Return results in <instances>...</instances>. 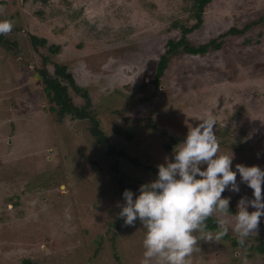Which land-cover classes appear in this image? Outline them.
Segmentation results:
<instances>
[{"label": "rangeland", "instance_id": "rangeland-1", "mask_svg": "<svg viewBox=\"0 0 264 264\" xmlns=\"http://www.w3.org/2000/svg\"><path fill=\"white\" fill-rule=\"evenodd\" d=\"M190 6L191 0H0V20H11L16 28L6 33L16 44L0 46V264H141L143 259L145 229L139 220L115 227L119 197L105 173L115 166L143 181L144 170L127 158L106 157L86 134L87 120L58 122L48 112L36 72L40 54L67 66L91 98L89 112L104 136L143 166L157 168L171 160L174 148L164 146L185 137L190 125L211 112L214 130L236 127L234 138L219 143L218 153L234 154L232 170L237 164L264 169V24L226 37L218 51L171 57L156 93L167 99L145 98L153 86L142 85L154 78L165 43L180 37L172 24L195 22ZM263 16L264 0H213L188 39L207 43ZM124 28H132L128 41ZM29 34L47 45L36 52ZM134 35L145 40L141 51L126 45ZM50 45L59 47L57 54L47 50ZM45 67L53 73L52 64ZM69 95L76 106L84 105L72 89ZM237 183L239 192L222 193L235 206L241 197L253 198L239 174ZM226 235L238 238L231 225ZM255 236L264 240V234L255 231ZM244 260L264 264V255L234 248L223 237L198 239L191 254V264Z\"/></svg>", "mask_w": 264, "mask_h": 264}, {"label": "clouds", "instance_id": "clouds-1", "mask_svg": "<svg viewBox=\"0 0 264 264\" xmlns=\"http://www.w3.org/2000/svg\"><path fill=\"white\" fill-rule=\"evenodd\" d=\"M12 28L11 20H0V34ZM216 122L209 112L198 124L190 125L174 147L172 159L157 165L155 179L141 184L138 194L129 189L122 192L124 203L118 216L129 226L139 220L145 229L141 264H191L198 239L219 240L231 225L243 244L264 217V169L237 164L233 171L234 154H218ZM237 174L252 189L253 198L241 197L233 213L229 211L230 197H222V193L240 191ZM249 206L255 210L249 212ZM213 216L218 226L215 233L207 230L206 223Z\"/></svg>", "mask_w": 264, "mask_h": 264}, {"label": "trees", "instance_id": "trees-1", "mask_svg": "<svg viewBox=\"0 0 264 264\" xmlns=\"http://www.w3.org/2000/svg\"><path fill=\"white\" fill-rule=\"evenodd\" d=\"M36 1V0H35ZM46 1V0H42ZM213 0H191V6L190 8V16L192 19L195 20L194 24L190 27L182 26L180 22H174L172 24V28L174 29H180L181 34L180 37L177 39V37L173 36L167 40L164 46L163 53L159 56V60L156 64V73L153 79H151L148 83H144L142 87H147L152 84L153 86V94L150 97H145L146 99H150L151 97L161 96L163 97L164 93H157V90H159V81L161 80L165 70L168 67V63L171 57L173 56H180L181 54H186L189 56H197V55H204L207 52L211 50L218 51L221 49L223 45V40L228 36H240L244 34L245 31L248 29H251L254 26L262 25L264 24V16L260 17L257 21H254L250 24H246L245 28L239 29L236 26L230 27L226 32L223 34H220L217 38L211 39L207 43L202 44H193L189 41L188 36L192 32L198 30L201 25L203 24V14L205 8L212 3ZM79 13V12H78ZM16 29L14 26L10 32H13V30ZM122 30V35L125 39L123 41H128L129 35L132 34V28L126 30ZM29 43L32 46V48L38 52V47H45L47 45V41L44 38H39L36 35L29 34ZM133 37L132 42H128L127 44H131L132 46H136L137 49H141L143 46V43H145V40H136L135 35L131 36ZM16 41H10L7 34H0V46L4 48H11L12 45H15ZM146 44V43H145ZM58 46L56 45H50L48 46L47 50L51 52V54L55 55L58 52ZM141 51V50H140ZM41 61L38 64V68L36 69L37 74H39L41 78V83L43 84V91L45 94V97L48 101V112H51L56 115L57 121L60 122L65 117H69L72 121H80L83 123H86V120L90 123L88 126V130L85 131L88 137L99 147L103 148L105 150L104 154L106 157H108L111 161L114 162V159L116 157L117 160L119 158H127L132 165L136 167H140L144 170V174L147 177L146 180H140L136 179L134 177L128 176L125 173H120L115 170V166L111 167V170L106 172V176H109L112 182L111 184L115 186V191L117 193L116 196H118V203L116 208V218L114 219V224L117 229H120V225L124 223L123 218L118 216V213L120 211V208L123 206V197L122 192L125 189H129L133 191L134 194H138V188L141 184L148 183L155 179L157 168L155 167H149V166H143L136 158H130L125 154L124 150H116L113 145H111L110 140L106 138L103 134L102 129L100 128L98 120L89 112V108L92 107V100L89 97L86 90L81 89L77 83L75 82V78L71 72L68 71L67 66L65 64H58L54 63L49 60L48 57L42 56L40 54ZM52 64L53 65V73L49 74L48 70L46 69V64ZM72 89L77 95H79L84 100V105L82 106H76L72 97L69 95V90ZM151 89V88H150ZM165 96V95H164ZM165 99L167 97L165 96ZM240 114V111H238ZM237 113L233 115V118L238 117L236 116ZM70 120V121H71ZM222 129V131L220 130ZM235 125H229L224 127H216L214 130V133L219 136L220 142H229L232 138H234L235 133ZM128 140H131L130 136L126 137ZM183 138H174L171 140V143L168 145H165L164 147L167 150H171L176 146L178 143H180ZM242 139L238 142L242 146ZM75 145L74 143L72 146ZM116 160V159H115ZM117 162V161H116ZM95 164V163H93ZM114 188V187H113ZM114 191V189H113ZM44 200V199H43ZM237 209V206L233 204V202H229V211L235 212ZM208 225L209 231L216 232L218 230V226L216 224V218L215 217H209L206 221ZM258 234L262 235L264 234V223H259L257 230H255ZM251 237V235L249 236ZM224 239L231 241V246L234 248H239L241 250L246 249L253 251L255 254L264 255V240H261L259 236L251 237V240L245 239L244 243L241 244L239 242V238L231 237V235H224ZM118 260V258H116Z\"/></svg>", "mask_w": 264, "mask_h": 264}]
</instances>
